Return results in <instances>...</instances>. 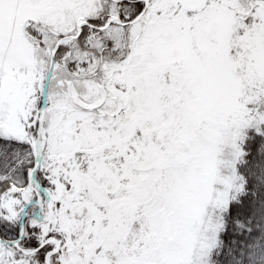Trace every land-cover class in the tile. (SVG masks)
<instances>
[{
    "label": "snow or ice",
    "instance_id": "obj_1",
    "mask_svg": "<svg viewBox=\"0 0 264 264\" xmlns=\"http://www.w3.org/2000/svg\"><path fill=\"white\" fill-rule=\"evenodd\" d=\"M0 264H264V0H0Z\"/></svg>",
    "mask_w": 264,
    "mask_h": 264
}]
</instances>
